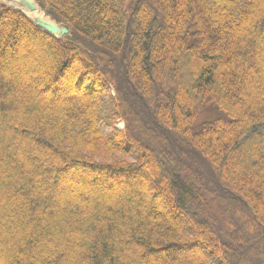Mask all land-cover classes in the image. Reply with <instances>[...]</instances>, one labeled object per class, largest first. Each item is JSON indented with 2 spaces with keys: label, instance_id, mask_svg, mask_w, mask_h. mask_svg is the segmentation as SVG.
<instances>
[{
  "label": "trees",
  "instance_id": "16d2710c",
  "mask_svg": "<svg viewBox=\"0 0 264 264\" xmlns=\"http://www.w3.org/2000/svg\"><path fill=\"white\" fill-rule=\"evenodd\" d=\"M34 1L68 33L0 1V51L21 24L79 100L0 63V264H264V0Z\"/></svg>",
  "mask_w": 264,
  "mask_h": 264
},
{
  "label": "rangeland",
  "instance_id": "374dc122",
  "mask_svg": "<svg viewBox=\"0 0 264 264\" xmlns=\"http://www.w3.org/2000/svg\"><path fill=\"white\" fill-rule=\"evenodd\" d=\"M14 26H15V28L12 29L10 32L4 33V36L2 39L3 43L6 44V46L12 47V49H13V50H9L7 52L0 51V63L5 68L4 77L8 78L10 75H12L13 72L11 71L10 65L15 63V62L13 63V61H15L18 58V56L21 60L25 59V58H27V59L32 58L36 61V64H34V66L30 65L28 69L21 68L20 64L17 66L18 71L14 74V77L20 83L25 84V82H27L29 84V86L36 88V90L41 95H43V97L46 98V99L44 98V101H49L50 99L60 100L62 102H64L65 100L70 101V102L78 101L79 100V94L75 93L74 90L69 89L67 84H65V83L63 84L64 86L58 85V83H56L53 86L50 84L49 88H47V89L45 88L44 81L40 80V79H42L40 77V75H42L41 73H42L43 67H44L43 61L45 59L54 62V60H52V58H51L52 55H51V53H49L50 51L48 49H46L47 47H46L45 43H43V41L40 38H37L36 36L30 34L29 31L24 26H22L21 24H19L17 22L14 23ZM28 34H30V35H28ZM18 49H19V51H18L19 53H17V51H16ZM56 54H57V52H56ZM56 54H54L53 56L56 57ZM246 57L247 58H245V59L253 60L252 55H248ZM163 60H164V58H163ZM255 61H257V58L255 59ZM74 62H75V59H74V61H72V64ZM66 73H68V71ZM155 73L159 74L160 68H157L155 70ZM200 121H201V119L198 117V119H196V121H195V125H197ZM119 157H122V155ZM128 159L132 160V157H128ZM101 176H103V175H101ZM97 184L99 186L97 188L98 192L108 193L112 196V198H113V196H115L119 193H122L123 190H130V188H131V185L127 184L126 182L118 183L115 188L113 187L109 190H105L103 188L102 184H99V183H97ZM93 189H96V188H94L92 186L89 187L87 189V191H88L87 194L88 193L91 194V191H93ZM202 190L204 191V188ZM160 198L158 197L159 202L161 203V207H160L159 212L162 215H167V216L173 218V220H177L178 223H180L182 225L183 222L181 220V217L178 215H174L172 213L171 209L168 206H166L167 204H165V201H161ZM191 250H193V249H188L189 252ZM172 252L173 253H180L181 250L178 248H174ZM150 254H151L152 258L165 257V253L163 254V253H158V252H150Z\"/></svg>",
  "mask_w": 264,
  "mask_h": 264
},
{
  "label": "water",
  "instance_id": "95a60500",
  "mask_svg": "<svg viewBox=\"0 0 264 264\" xmlns=\"http://www.w3.org/2000/svg\"><path fill=\"white\" fill-rule=\"evenodd\" d=\"M18 5L26 7V9L30 12H33L35 10L34 4L30 0H17ZM34 24L39 28L46 32H49L50 34L56 35H62L67 32V30L63 27H59L57 24L44 21L40 18H35Z\"/></svg>",
  "mask_w": 264,
  "mask_h": 264
},
{
  "label": "bare ground",
  "instance_id": "6f19581e",
  "mask_svg": "<svg viewBox=\"0 0 264 264\" xmlns=\"http://www.w3.org/2000/svg\"><path fill=\"white\" fill-rule=\"evenodd\" d=\"M7 1H8L9 4H12V5H15V6L18 4L17 0H7ZM23 10L32 19H34V17H36V18H40V19L45 20V21L48 20V17H46L44 15L43 11L38 6H36V9L33 12L26 11L25 9H23Z\"/></svg>",
  "mask_w": 264,
  "mask_h": 264
}]
</instances>
